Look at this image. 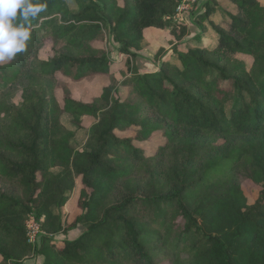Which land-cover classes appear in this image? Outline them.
I'll use <instances>...</instances> for the list:
<instances>
[{"label": "trees", "instance_id": "16d2710c", "mask_svg": "<svg viewBox=\"0 0 264 264\" xmlns=\"http://www.w3.org/2000/svg\"><path fill=\"white\" fill-rule=\"evenodd\" d=\"M33 2L47 8L32 21L25 51L0 64V264L33 254L42 255L40 264H157L172 256L171 264H264V151L243 157L251 163L245 176L261 188L254 201L238 185L214 193L192 180L203 137L264 128V0H206L194 20L201 31L185 43L189 15L173 20L181 0ZM150 28L168 31L175 44L155 72L139 73L131 65ZM107 36L125 56L121 67L102 46ZM43 47L47 60L36 59ZM57 73L108 86L83 103ZM117 75L123 92L115 91ZM13 84L22 86L19 104L11 102ZM89 117L95 123L76 151L75 134ZM157 133L166 142L151 144L152 154L134 145ZM170 153L173 165L148 183L146 161ZM238 160H207L204 174ZM30 216L44 221L33 249L25 236ZM78 225L85 231L75 239L49 238Z\"/></svg>", "mask_w": 264, "mask_h": 264}, {"label": "rangeland", "instance_id": "374dc122", "mask_svg": "<svg viewBox=\"0 0 264 264\" xmlns=\"http://www.w3.org/2000/svg\"><path fill=\"white\" fill-rule=\"evenodd\" d=\"M121 1V0H120ZM206 0H199L197 9H194L192 12L189 13L188 19H187V27L189 30V36L184 39V42L187 41V39H190L194 37L196 34H199L201 31L199 26L195 24L196 18L199 16L200 13H202L204 10L202 8V3ZM220 6L225 5V0H216ZM227 1V0H226ZM225 7L226 10L232 9L231 6H233L231 3L226 4ZM71 10L74 11L75 6L71 5ZM108 34V33H107ZM144 37L146 39V43L143 44L139 52H137V57L133 61L131 65V69H135L137 72H155L158 64L161 60H167V58L171 55V49L172 46L175 44V41L167 31H160V30H154V31H144ZM106 42L102 44V46H105L107 50V54H109L111 60H113L115 63L114 66L121 67L120 65L124 64V57L123 55H120L117 53L119 45L113 41V39L109 36H107ZM202 42L204 45L210 44V39L208 37L202 36ZM37 57V58H36ZM36 59L39 60H47V50L43 48H39L36 52ZM120 58V59H119ZM36 59L32 61L31 63H35ZM119 59V60H118ZM123 59V60H122ZM115 67V68H116ZM128 72V71H127ZM129 73V72H128ZM56 80H60L63 82H66L69 84L70 90H72V96L75 100L81 101L83 103L85 102H91V100L94 98V96H99L101 89L103 87L108 86V81L106 80H94L92 83L87 82H81V83H74L69 81L68 79H65L57 73L55 76ZM115 83V91H122L121 88L122 84V77L120 75H117ZM13 97L11 98V102L13 104H19L20 101V95H21V88L22 86H18V84H13ZM58 99L60 100V91L57 92ZM5 117H0V126L3 124ZM62 123L64 126L70 130H72L73 127H71V122L69 120V117L64 116L62 117ZM95 123L94 118H86L82 121L83 130H80L75 134V140L73 143L74 149L76 151H81L85 148L86 141H87V135L89 131V127ZM131 134V132H130ZM129 134V135H130ZM121 136H127V135H121ZM182 137V135H181ZM166 142L165 138L160 135V133L154 134L153 137L150 139V141H145L142 143H136L134 142V145L144 150L146 154H152L154 151L151 144H159L162 145ZM203 150H201V155L199 154V158L196 161L197 168L194 170L195 172L192 174V180L195 182H198L199 180H204L206 185H202V189H204L207 186H210L209 188L214 190V193L219 192H225L228 187L232 185H238L240 189L243 191V194L246 196V198L249 201H254L255 198H257L259 192H260V186L256 184L254 181L250 180L245 176V169L249 171V167L251 163L244 159L243 157H250V155L253 154H260L261 151H264V128L247 135H230L225 138H213L211 136L209 137H203L201 139ZM245 150L246 154L241 155L238 150ZM252 150L251 153L248 151ZM229 156H237L238 161L235 163V165L230 169H223L220 172H212L204 174V163L207 160H212L217 157H229ZM179 159V157H177ZM174 156L170 153L165 156L158 155L150 161H146L149 168L144 169L142 174L145 176V179L148 183H159L158 181L164 177V174L167 171L168 167H171L173 165ZM147 186L145 184L141 185L140 188H146ZM199 197H197L198 199ZM74 204V201L71 203H67V205L64 207L63 212L66 213L67 210H70L71 206ZM73 212H71L72 214ZM73 214L72 217H74ZM71 217V218H72ZM71 220V219H70ZM84 227L81 225H78L75 229L68 232L66 235H56V236H50L49 238L61 242L62 239H68L72 240L80 236L84 232ZM32 249L35 247L30 246ZM172 257L166 258V259H157V264H171ZM42 255H35L33 254L30 259H26L25 261H22L20 264H34L35 263H41L42 262Z\"/></svg>", "mask_w": 264, "mask_h": 264}, {"label": "clouds", "instance_id": "9594fccd", "mask_svg": "<svg viewBox=\"0 0 264 264\" xmlns=\"http://www.w3.org/2000/svg\"><path fill=\"white\" fill-rule=\"evenodd\" d=\"M46 8V3L33 0H0V64L25 51L32 21Z\"/></svg>", "mask_w": 264, "mask_h": 264}, {"label": "built area", "instance_id": "2783aa9c", "mask_svg": "<svg viewBox=\"0 0 264 264\" xmlns=\"http://www.w3.org/2000/svg\"><path fill=\"white\" fill-rule=\"evenodd\" d=\"M199 0H181L180 4L176 8L173 20L178 23H185L187 15L192 12ZM43 217L35 218L30 216L26 221V243L29 246L39 245L40 236L44 234L41 225L43 223Z\"/></svg>", "mask_w": 264, "mask_h": 264}, {"label": "crops", "instance_id": "0c3cea01", "mask_svg": "<svg viewBox=\"0 0 264 264\" xmlns=\"http://www.w3.org/2000/svg\"><path fill=\"white\" fill-rule=\"evenodd\" d=\"M194 9H197V7L196 8H194ZM201 14V13H200ZM154 31V30H156V29H154V28H150V29H146L145 31ZM200 33V32H199Z\"/></svg>", "mask_w": 264, "mask_h": 264}]
</instances>
